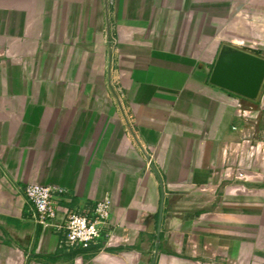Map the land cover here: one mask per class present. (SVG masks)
Listing matches in <instances>:
<instances>
[{"label": "crops", "instance_id": "0c3cea01", "mask_svg": "<svg viewBox=\"0 0 264 264\" xmlns=\"http://www.w3.org/2000/svg\"><path fill=\"white\" fill-rule=\"evenodd\" d=\"M224 45L264 50V0H0V264H151L162 207L156 264H264V99L209 83ZM31 184L109 196L113 251L67 257Z\"/></svg>", "mask_w": 264, "mask_h": 264}, {"label": "built area", "instance_id": "2783aa9c", "mask_svg": "<svg viewBox=\"0 0 264 264\" xmlns=\"http://www.w3.org/2000/svg\"><path fill=\"white\" fill-rule=\"evenodd\" d=\"M247 111H243L246 116ZM34 221L60 236V249L71 252L78 248L102 245L108 248L117 227L113 223V204L109 196L95 203L77 205L67 191L52 186L27 185L21 189Z\"/></svg>", "mask_w": 264, "mask_h": 264}, {"label": "water", "instance_id": "95a60500", "mask_svg": "<svg viewBox=\"0 0 264 264\" xmlns=\"http://www.w3.org/2000/svg\"><path fill=\"white\" fill-rule=\"evenodd\" d=\"M209 83L234 95L256 101L264 85V58L231 45H224L213 67ZM163 207L158 221L157 242L151 264L159 255Z\"/></svg>", "mask_w": 264, "mask_h": 264}, {"label": "rangeland", "instance_id": "374dc122", "mask_svg": "<svg viewBox=\"0 0 264 264\" xmlns=\"http://www.w3.org/2000/svg\"><path fill=\"white\" fill-rule=\"evenodd\" d=\"M250 50H252V51H255L256 52V54H258V55H261V56H263V58H264V50H262V49H260V47H258V49H256V48H251ZM254 54V53H253ZM257 55V56H258ZM260 56V57H261ZM262 97H263V99H264V85H263V88H262V90H261V93H260V96L258 97V99L256 100V101H250V100H247V103H246V106H250V107H254V106H256V105H258V103H257V101H260V99H262ZM264 103V102H263ZM255 108V107H254ZM263 113H264V105H263ZM251 119L253 120V121H255L253 124H254V129H253V132H252V140L254 141V140H259V138L260 137H262L263 138V142H264V123L263 124H259V121H258V119H257V116H251ZM262 127H263V129H262ZM263 130V131H262Z\"/></svg>", "mask_w": 264, "mask_h": 264}, {"label": "trees", "instance_id": "16d2710c", "mask_svg": "<svg viewBox=\"0 0 264 264\" xmlns=\"http://www.w3.org/2000/svg\"><path fill=\"white\" fill-rule=\"evenodd\" d=\"M101 250H107L109 252L113 251V249H111V248L103 249L102 245H96V246H90L87 248H78L74 251L69 252L68 255H66V256L69 258H73V257H76L78 255H82V254H89V253L95 254L97 252H100ZM43 258L48 259V260H55L56 259V257H54V256H45Z\"/></svg>", "mask_w": 264, "mask_h": 264}]
</instances>
